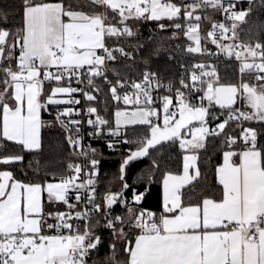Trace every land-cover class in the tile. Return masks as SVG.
I'll return each instance as SVG.
<instances>
[{
  "label": "snow or ice",
  "instance_id": "1",
  "mask_svg": "<svg viewBox=\"0 0 264 264\" xmlns=\"http://www.w3.org/2000/svg\"><path fill=\"white\" fill-rule=\"evenodd\" d=\"M247 2L238 9L242 0H21L16 28L6 26L9 11L0 6V165L42 150L50 106L70 155L81 161L51 181L25 182L0 170V264H89L103 243L98 228L112 239L101 264H264V22L253 42L251 28L241 27L253 11ZM207 9L223 21L203 17L211 23L202 36L197 13ZM147 21L172 29L173 39L187 37L188 54L216 55L202 43L210 41L238 62L239 81L222 83L214 66L198 62L182 64L179 80L165 82L147 58L139 79L123 77L118 66L134 65L144 47L129 43L140 35L132 22ZM105 89L125 106L117 107L114 126L92 103ZM77 94L88 102V136L120 138L108 141L113 150L136 146L121 163L120 189L105 192L101 203L98 150L83 143L85 121L73 119L81 116ZM139 129L142 137L129 138ZM221 137L217 189L209 195L199 190L207 180L200 154ZM168 142L179 143L182 170L163 175L157 213L142 207L145 192L127 182L126 168ZM118 204L124 212L113 215Z\"/></svg>",
  "mask_w": 264,
  "mask_h": 264
},
{
  "label": "trees",
  "instance_id": "2",
  "mask_svg": "<svg viewBox=\"0 0 264 264\" xmlns=\"http://www.w3.org/2000/svg\"><path fill=\"white\" fill-rule=\"evenodd\" d=\"M178 2V0H176ZM191 2V0H187ZM20 5L21 0H0V6L6 7L9 11V20L7 27L16 28L20 26ZM248 2L242 1L237 5V8H248ZM253 11L250 15L249 23L242 25V28H251L252 41L260 36L259 28L261 22H264V7H261V0H253ZM214 12L211 9L201 10ZM202 16L201 21V35H205L206 30L203 23L205 19ZM218 19V15L213 17V20ZM168 23L167 21H164ZM136 30L139 31L138 39H130L129 43L135 45L137 43L143 44L144 47L135 53L136 63L133 65L132 61H126L130 67H124L123 64L118 66V71L125 78H139V74L144 70L145 65L143 59L147 58L150 63L149 67L152 71L158 72L167 82L168 80L178 81L180 73L183 71L181 65L190 66L195 61H200L208 65L214 66L217 69L218 75L222 83H237L239 81L238 75V62L234 61V58H224L220 54L214 56L201 55V54H188L184 51V48L188 44L187 37L179 36L178 38H171L172 29L167 31H161L157 22H132ZM243 35V34H242ZM247 39V37H244ZM205 46L210 50L213 48V44L210 41H202ZM128 50H132L129 48ZM157 54H153V53ZM110 78L115 79L111 72ZM86 101H83V106L87 107ZM93 105L98 106V110L102 116L110 120L114 126V110L117 107L124 108L121 103L116 104L115 101H111L110 94L105 89L104 92L98 94V100L92 102ZM51 111L43 114V119L54 117L56 111L55 106H50ZM217 112L220 110L217 109ZM83 120H86L85 115L81 116ZM94 118V117H93ZM224 118L223 115L220 117ZM235 127L234 124H230L229 128ZM239 132V129H237ZM144 135V129H139L136 133L130 135L129 138H139ZM42 150L38 153H25L24 160L13 166L0 165V170L9 168L12 170L17 179L25 182H42L51 181L54 177L59 179L61 175L70 174L66 171V165L70 161L81 162L75 157L70 155V149L65 139L64 130L54 128L51 126L45 127L41 130ZM221 138L212 140L207 144L206 151L202 150L200 154V167L207 180H202L200 189L203 191L208 189L206 194H213L216 192L217 185L215 183L214 169L220 164L222 160V144ZM90 145L98 150V158L100 159L99 176L97 177L98 203L103 200V195L108 191H118L121 187V181L119 180V169L123 159L128 155L129 150H134L135 145H129L119 143L116 145L115 150L107 149L100 140H93ZM10 152L18 153L19 149L16 146L10 147ZM82 159V158H81ZM153 160L156 164H153ZM38 162V163H37ZM182 169V150L179 148L178 142H168L159 151H153L150 157H144L136 161H132L126 168L125 179L130 185H134L138 191L145 192V199L142 202L144 209L152 210L154 212L160 211L161 204V180L163 175L168 172H179ZM125 195L130 197L132 195L131 190L126 191ZM61 210H64L65 206L60 205ZM124 208L122 205H116L113 210V215L122 214ZM97 233L102 238V245L98 253H94L92 260L89 264L95 261V264H101V262L110 253L109 245L112 243L110 230L105 228H98ZM134 238V236H133ZM120 247L119 243L117 245Z\"/></svg>",
  "mask_w": 264,
  "mask_h": 264
},
{
  "label": "built area",
  "instance_id": "3",
  "mask_svg": "<svg viewBox=\"0 0 264 264\" xmlns=\"http://www.w3.org/2000/svg\"><path fill=\"white\" fill-rule=\"evenodd\" d=\"M216 20L223 21V16H222V14H219V13H218V19H216ZM208 28L210 29V25L208 26ZM188 43H190V42H188ZM210 52H211V53L220 54V53H219V49H217V47H216L215 45L213 46V48L210 49ZM220 55H222L224 58H228V57L224 56L223 54H220ZM210 56H214V55H210ZM198 62H200V61H195V62H193V64H194V63H198ZM133 79H139V78H133ZM73 86H76V85L74 84ZM129 91H130V90H129ZM77 98L81 99V104H80V105H76L75 107H76L77 109H80V110H81V116H83V115H84V110H85V107L83 106V101H84V99L82 98V96H81L80 94H77ZM81 116H73V119H82ZM222 119H224V118H222ZM82 120H83V119H82ZM84 121H85V122H84V124H83V126H82L81 131H82V134H83V136H84L83 143H84L86 146H87V145H90V143H91L93 140H100V141H102V143L105 145V147H106L107 149H110V148L107 147V143H108V141H109V140H113V141H114V140H116V139H120V138L108 137V136H104V137H100V138H93V137H90V136H88V133L91 132V131H93V129H92L89 125H87L86 120H84ZM210 126L214 127L215 125H214V123H213V124H211ZM131 196H132V195H131ZM131 196H130L129 198H131Z\"/></svg>",
  "mask_w": 264,
  "mask_h": 264
},
{
  "label": "crops",
  "instance_id": "4",
  "mask_svg": "<svg viewBox=\"0 0 264 264\" xmlns=\"http://www.w3.org/2000/svg\"><path fill=\"white\" fill-rule=\"evenodd\" d=\"M242 1H247V0H242ZM197 14H200L201 16H207V17H211L212 19H213V17H215V16H217L218 15V13H216V12H210V11H198V13ZM210 23H211V21L210 20H208V19H205V21H204V23H203V26H204V28H207L209 25H210ZM115 111H116V109L114 110V113H115ZM115 118V117H114ZM179 144V143H178ZM182 156H183V153H182ZM220 163H222V160H221V162ZM182 170V169H181ZM161 193H162V186H161ZM46 198V197H45Z\"/></svg>",
  "mask_w": 264,
  "mask_h": 264
},
{
  "label": "rangeland",
  "instance_id": "5",
  "mask_svg": "<svg viewBox=\"0 0 264 264\" xmlns=\"http://www.w3.org/2000/svg\"><path fill=\"white\" fill-rule=\"evenodd\" d=\"M63 107V106H61ZM117 109V108H116ZM55 115H56V111L54 112V117H51V118H46V122H49L50 126L51 127H54V128H59L61 127L55 120ZM115 119V118H114Z\"/></svg>",
  "mask_w": 264,
  "mask_h": 264
},
{
  "label": "water",
  "instance_id": "6",
  "mask_svg": "<svg viewBox=\"0 0 264 264\" xmlns=\"http://www.w3.org/2000/svg\"><path fill=\"white\" fill-rule=\"evenodd\" d=\"M125 158H126V157H125ZM115 206H116V205H115ZM115 206H114V207H115Z\"/></svg>",
  "mask_w": 264,
  "mask_h": 264
}]
</instances>
